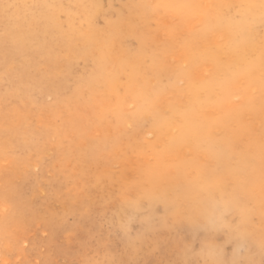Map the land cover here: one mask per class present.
Instances as JSON below:
<instances>
[{
  "label": "rangeland",
  "instance_id": "obj_1",
  "mask_svg": "<svg viewBox=\"0 0 264 264\" xmlns=\"http://www.w3.org/2000/svg\"><path fill=\"white\" fill-rule=\"evenodd\" d=\"M99 1L96 6L89 1L80 6L76 0H0V264H73L83 258L104 259L106 252L137 264L181 258L203 264L202 245L206 250L222 249L223 258L230 259L237 243L230 241V235L235 237L237 231H217L212 218L226 211V219L235 225L250 215L252 222H245L239 233L248 228L255 240L260 238L264 219L258 150L264 105L257 112L246 107L248 99L259 104L261 81L256 71L251 76L244 71L246 59L259 55L264 37L259 9L233 8L229 13L211 7L190 22L185 32L194 34L189 40L203 53L192 67L191 54L182 42L169 47L171 19L137 7L157 0ZM174 1L213 6L260 3L170 0ZM6 3L19 6L10 11V21L4 14ZM181 62L188 63L189 69L180 67ZM137 109L143 111V120L124 118L123 114ZM9 140L14 144H7ZM251 154L254 165L249 163ZM218 164L226 187L194 191L189 198H178L171 185L149 174L150 169L166 167L186 182L196 175V168L210 171ZM132 202L139 206L133 207ZM122 220L130 223L127 233L119 228ZM184 246L191 251L177 255ZM253 251L259 264L264 257L258 247Z\"/></svg>",
  "mask_w": 264,
  "mask_h": 264
},
{
  "label": "snow or ice",
  "instance_id": "obj_2",
  "mask_svg": "<svg viewBox=\"0 0 264 264\" xmlns=\"http://www.w3.org/2000/svg\"><path fill=\"white\" fill-rule=\"evenodd\" d=\"M19 7L14 4H4V14L6 19L9 21L11 17L9 16L10 11L13 8ZM137 7L143 8L152 14H160L166 17H169L172 21V29L169 31V37L171 43L169 44L170 48H174L177 43L182 45L189 50L192 57V67H196L198 62L203 55V53H198L196 48L198 45L196 42L189 40V37L194 35L191 32H185L187 25L196 20L198 17L206 15V9L211 7H219L226 9L227 12H231L233 8L239 9H259L260 19L262 24H264V0H260V3L253 4H228V5H204L199 3H173L170 0H157L155 3H144L137 5ZM213 50L208 49L209 54ZM184 69H189V64L185 63L182 66ZM259 69L260 72V81H261V93L264 95V37L261 38L260 51L259 55L255 58L246 59V67L244 71L251 76L253 71ZM103 88V85L100 86ZM133 86L130 84L129 88ZM140 93H135L139 95ZM135 105H129V108H133ZM143 111L137 109L136 111L123 114L125 119H131L133 121L143 120ZM131 127V124L129 125ZM7 143L14 144V141L9 140ZM259 150V159H260V196L264 200V132L261 133V139L258 144ZM7 154V150H6ZM249 163H255V155L251 154L249 156ZM196 175L193 176L190 180L186 182H180L177 177H174L171 172L166 167H159L157 169H150L149 174L152 175L155 179L159 180L162 183L170 184L173 187L178 198H189L192 193L211 191L216 188L223 189L226 187V183L221 175V167L218 164L215 169L206 170L203 168H196ZM133 207H138L137 202H132ZM4 212H8V208L4 209ZM227 212L221 211L218 215L212 218L211 223L217 231L227 230L229 233L235 229L237 231V236L233 237L230 235V239L237 241L236 247L233 249L230 259H224L222 249L217 251L206 250L207 246L202 245L200 249V255L205 257L203 264H257V261L254 259V247H258L261 253V256L264 257V219L261 221L260 225V238L255 240L252 238V233L245 232L239 233V229L243 226L245 222L251 223L252 218L250 215L247 216V220L242 219L233 225L227 219ZM128 221H121L119 228L121 231L127 233L129 231ZM244 239H247V243L240 242ZM104 248L109 247L108 245L103 246ZM191 249L188 246H184L182 249L177 251V255L181 252L187 256L188 252ZM73 264H137L134 260H118L111 257L107 252L105 253L104 259H92V258H83L79 261H74ZM160 264H198V262H193L188 259H168L162 260ZM259 264H264V258L259 261Z\"/></svg>",
  "mask_w": 264,
  "mask_h": 264
},
{
  "label": "bare ground",
  "instance_id": "obj_3",
  "mask_svg": "<svg viewBox=\"0 0 264 264\" xmlns=\"http://www.w3.org/2000/svg\"><path fill=\"white\" fill-rule=\"evenodd\" d=\"M55 1H56V0H55ZM88 1H89L92 5H94V6L98 5V3L100 2L99 0H76V2H77L78 4H80V6H84L85 3L88 2ZM111 1H112V0H111ZM113 1H114V0H113ZM113 1H112V2H113ZM121 1H122V0H121ZM148 1H149V0H148ZM205 1H206V0H205ZM208 2H209V1H208ZM208 2H207V3H208ZM104 3H106V2H104ZM115 3H116V2H115ZM123 3H124V1H123ZM149 3H150V2H149ZM174 3H175V1H174ZM207 3H206V4H207ZM55 4H57V3H55ZM64 4H65V3H64ZM86 4H87V3H86ZM102 4H103V3H102ZM136 4H137V3H136ZM204 4H205V3H204ZM39 5H40V4H39ZM73 5H74V4H73ZM89 5H90V4H89ZM99 5H100V4H99ZM207 5H209V4H207ZM56 6H57V5H56ZM56 6H55V7H56ZM66 6H67V5H66ZM86 6H87V5H86ZM106 6H107V5H106ZM114 6H115V5H114ZM116 6H117V5H116ZM57 7H59V6H57ZM89 7H91V6H89ZM41 8H42V7H41ZM64 8H65V7H64ZM97 8H99V7H97ZM108 8H109V7H108ZM111 8H112V7H111ZM111 8H110V9H111ZM50 9H51V8H50ZM71 9H72V8H71ZM102 9H104V7H103ZM42 10H43V9H42ZM63 10H64V9H63ZM98 11H100V9H99ZM54 12H55V11H54ZM65 12H66V11H65ZM104 12H106V11H104ZM112 12H113V11H112ZM136 12H137V10H136ZM45 13H46V12H45ZM50 13H51V12H50ZM50 13H49V14H50ZM60 13H61V12H60ZM60 13H59V14H60ZM97 13H98V12H97ZM122 13H123V12H122ZM129 13H130V12H129ZM25 14H26V13H25ZM36 14H38V13H36ZM36 14H35V15H36ZM39 14H40V13H39ZM53 14H54V13H53ZM85 14H86V13H85ZM87 14H88V13H87ZM94 14H95V13H93V16H97V15H94ZM107 14H108V13H107ZM118 14H119V13H118ZM120 14H121V13H120ZM236 14H237V13H236ZM236 14H235V15H236ZM3 15H4V14H3ZM47 15H48V14H47ZM69 15H70V14H69ZM89 15H90V14H89ZM125 15H126V14H125ZM132 15H133V16H136L137 14L134 15V13H133ZM150 15H151V14H150ZM152 15H153V14H152ZM152 15H151V16H152ZM36 16H37V15H36ZM39 16H40V15H39ZM59 16H60V15H59ZM82 16H83V15H81V17H82ZM104 16H105V15H104ZM114 16H115V15H114ZM129 16H130V15H129ZM148 16H149V15H148ZM151 16H150V17H151ZM40 17H41V16H40ZM44 17H45V16H44ZM106 17H107V15H106ZM55 18H56V15H55ZM72 18H73V17H72ZM78 18H80V17H78ZM99 18L102 19V16L99 17ZM114 18H116V17H114ZM133 18H134V17H133ZM2 19H3V18H2ZM4 19H5V18H4ZM61 19H62V18H61ZM74 19H75V18H74ZM76 19H77V18H76ZM95 19H96V17H95ZM104 19H105V18H104ZM129 19H131V18H129ZM168 19H169V18H168ZM202 19H203V18H202ZM224 19H225V18H224ZM47 20H48V19H47ZM55 20H56V19H55ZM65 20H66V19H65ZM68 20H69V19H68ZM105 20H106V19H105ZM116 20H117V19H116ZM126 20H128V19H126ZM126 20H125V21H126ZM7 21H8V20H7ZM16 21H17V20H16ZM36 21H37V19H36ZM41 21H42V20H41ZM58 21H59V20H58ZM90 21H91V20H90ZM110 21H111V20H110ZM133 21H134V20H133ZM195 21H196V20H195ZM5 22H6V21H5ZM47 22H48V21H47ZM59 22H60V21H59ZM64 22H65V21H64ZM88 22H89V21H88ZM126 22H127V21H126ZM126 22H125V23H126ZM139 22H140V21H139ZM141 22H142V21H141ZM165 22H166V21H165ZM165 22H164V23H165ZM191 22H192V21H191ZM198 22H199V21H198ZM0 23H1V22H0ZM6 23H7V22H6ZM43 23H44V22H43ZM98 23H99V22H98ZM125 23H122V24H125ZM142 23H143V22H142ZM169 23H170V22H169ZM169 23H168V24H169ZM193 23H194V22H193ZM2 24H3V22H2ZM22 24H23V23H22ZM22 24L20 25L21 28H22ZM37 24H38V23H37ZM99 24H100V23H99ZM198 24H199V23H198ZM200 24H201V23H200ZM25 25H26V24H25ZM46 25H47V24H46ZM57 25H60V24H57ZM62 25H63V24H62ZM65 25H66V24H65ZM75 25H76V24H75ZM81 25H83V24H81ZM108 25H109V24H108ZM170 25H171V24H170ZM191 25H192V24H191ZM20 26H19V28H20ZM53 26H54V25H53ZM72 26H73V25H72ZM84 26H85V25H84ZM86 26H87V25H86ZM101 26H102V24H101ZM104 26H105V25H104ZM140 26H141V25H140ZM140 26H139V27H140ZM148 26H149V25H148ZM194 26H195V25H194ZM194 26H192V28H193ZM210 26H211V25H210ZM45 27H46V26H45ZM59 27H60V26H59ZM65 27H66V26H65ZM68 27H69V26H68ZM77 27H78V26H77ZM77 27H76V28H77ZM80 27H82V26H80ZM89 27H91V26H89ZM137 27H138V26H137ZM150 27H151V26H150ZM0 28H1V26H0ZM61 28H62V27H61ZM71 28H72V27H71ZM164 28H165V27H164ZM250 28H251V27H250ZM22 29H23V28H22ZM52 29H53V28H52ZM72 29L75 30L74 26H73ZM79 29H80V28H79ZM85 29H86V28H85ZM141 29H142V28H141ZM210 29H211V27H210ZM0 30H1V29H0ZM66 30H67V29H66ZM88 30H89V29H88ZM169 30H170V28H169ZM193 30H194V29H193ZM193 30H192V31H193ZM70 31H71V30H70ZM80 31H81V30H80ZM97 31H98V30H97ZM161 31L163 32V30H161ZM71 32H72V31H71ZM75 32H76V31H75ZM86 32H87V31H86ZM90 32H91V31H90ZM111 32H112V30H111ZM111 32H110V33H111ZM148 32H149V31H148ZM151 32H152V31H151ZM253 32H254V31H253ZM65 33H66V32H65ZM77 33H78V32H77ZM77 33H76V34H77ZM146 33H147V32H146ZM146 33H145V34H146ZM62 34H63V33H62ZM72 34H74V33H72ZM76 34H75V35H76ZM83 34H84V33H83ZM86 34H87V33H86ZM88 34H89V33H88ZM91 34H92V32H91ZM101 34H102V33H101ZM14 35H16V34H14ZM60 35H61V34H60ZM69 35H70V34H69ZM236 35H237V33H236ZM256 35H257V34H256ZM72 36H73V35H72ZM103 36H104V35H103ZM82 37H83V36H82ZM132 37H133V36H132ZM63 38H64V37H63ZM84 38H85V37H84ZM20 39H21V38H20ZM22 39H23V38H22ZM90 39H91V38H90ZM160 39H161V37H160ZM162 39H164V38H162ZM18 40H19V39H18ZM23 40H24V39H23ZM64 40H65V39H64ZM76 40H78V39H76ZM164 40H166V39H164ZM222 40H223V39H222ZM11 41H12V40H11ZM69 41H70V40H69ZM81 41H82V39H81ZM130 41H131V40H130ZM160 41H161V40H160ZM7 42H8V41H7ZM14 42H15V41H14ZM67 42H68V41H67ZM72 42H73V41H72ZM90 42H91V41H90ZM93 42H94V41H93ZM199 42H200V41H199ZM4 43H5V42H4ZM11 43H12V42H11ZM23 43H24V42H23ZM23 43H22V45H23ZM68 43H69V42H68ZM70 43H71V42H70ZM78 43H79V42H78ZM80 43H81V42H80ZM87 43H88V42H87ZM95 43H96V42H95ZM107 43H108V42H107ZM131 43H132V42H131ZM161 43H162V42H161ZM163 43H164V42H163ZM259 43H260V42H259ZM25 44H26V43H25ZM92 44H93V43H92ZM199 44H200V43H199ZM6 45H7V44H6ZM95 45H96V44H95ZM99 45H100V44H99ZM133 45H134V44H133ZM159 45H160V44H159ZM165 45H166V43H165ZM0 46H1V45H0ZM66 46H67V45H66ZM84 46H85V45H84ZM121 46H123V45H121ZM176 46H177V45H176ZM4 47H5V46H4ZM13 47H14V46H13ZM15 47H16V46H15ZM25 47H26V46H25ZM61 47H62V46H61ZM68 47H69V46H68ZM85 47H86V46H85ZM116 47H117V46H116ZM127 47H128V46H127ZM153 47H154V46H153ZM18 48H19V46H18ZM70 48H71V47H70ZM96 48H97V47H96ZM111 48H112V47H111ZM24 49H25V48H24ZM74 49H75V48H74ZM124 49H125V48H124ZM145 49H146V48H145ZM243 49H245V48H243ZM33 50H34V49H33ZM70 50H71V49H70ZM77 50H78V47H77ZM91 50H92V49H91ZM99 50H100V49H99ZM107 50H111V49H107ZM113 50H114V49H113ZM126 50H127V49H126ZM126 50H125V51H126ZM133 50H134V49H133ZM139 50H140V49H139ZM156 50H157V49H156ZM176 50H177V49H176ZM26 51H27V50H26ZM38 51H39V50H38ZM42 51H43V50H42ZM59 51H60V50H59ZM59 51H58V52H59ZM85 51H86V50H85ZM131 51H132V50H131ZM131 51H130V54H131ZM134 51H135V50H134ZM146 51H148V50H146ZM162 51H163V50H162ZM13 52H14V51H13ZM21 52H24V51H21ZM31 52H32V50H31ZM35 52H36V51H35ZM35 52H34V53H35ZM77 52H80V51H77ZM103 52H104V51H103ZM123 52H124V51H123ZM123 52H122V53H123ZM165 52H166V51H165ZM24 53H25V52H24ZM73 53H74V52H73ZM100 53H101V52H100ZM132 53H133V51H132ZM139 53H140V52H139ZM146 53H147V52H146ZM150 53H151V52H150ZM152 53H154V52H152ZM152 53H151V54H152ZM25 54H26V53H25ZM37 54H38V53H37ZM66 54H67V52H66ZM74 54H75V53H74ZM94 54H95V52H94ZM94 54H93V55H94ZM130 54H128V55H130ZM136 54H137V53H136ZM151 54H150V56H151ZM157 54H158V53H157ZM253 54H254V53H253ZM1 55H2V54H1ZM5 55H6V54H5ZM5 55H4V56H5ZM22 55H23V54H22ZM110 55H111V54H110ZM113 55H114V54H112L111 57H112ZM141 55H142V54H141ZM159 55H160V54H159ZM181 55H182V54H181ZM8 56H9V55H8ZM8 56H7V57H8ZM14 56H16V55H14ZM24 56H25V55H24ZM32 56H33V55H32ZM39 56H40V55H39ZM69 56H70V55H69ZM122 56H124V55H122ZM162 56H163V55H162ZM10 57H11V56H10ZM10 57H9V58H10ZM18 57H19V52H18ZM34 57H35V56H34ZM42 57H43V56H42ZM70 57H71V56H70ZM81 57H82V56H81ZM148 57H149V56H148ZM155 57H156V55H155ZM12 58H13V57H12ZM32 58H33V57H32ZM38 58H40V57H38ZM38 58H36V59H38ZM46 58H47V56H46ZM136 58H137V57H136ZM141 58H142V57H141ZM81 59H82V58H81ZM114 59H115V58H114ZM130 59H131V58H130ZM146 59H147V58H146ZM146 59H145V60H146ZM20 60H21V59H20ZM30 60H32V59H30ZM34 60H35V59H34ZM86 60H87V59H86ZM90 60H91V59H90ZM172 60H173V59H172ZM174 60H175V59H174ZM6 61H7V58H6ZM9 61H13V60H9ZM41 61H42V60H41ZM43 61H44V60H43ZM65 61H66V60H65ZM87 61H88V60H87ZM149 61H150V59H149ZM149 61H148V63H149ZM165 61H167V60H165ZM31 62H32V61H31ZM35 62H37V61H35ZM74 62H75V61H74ZM89 62H90V61H89ZM89 62H88V63H89ZM91 62H92V61H91ZM133 62H134V60H133ZM169 62H171V59H169ZM172 62H175V61H172ZM10 63H11V62H10ZM38 63H39V62H38ZM43 63H44V62H43ZM75 63H77V62H75ZM118 63H119V62H118ZM146 63H147V61H146ZM160 63H161V62H160ZM53 64H54V63H53ZM71 64H72V63H71ZM140 64H141V61H140ZM158 64H159V63H158ZM170 64H171V63H170ZM170 64H169V65H170ZM182 64H183V63L181 62V65H182ZM12 65H13V64H12ZM44 65H45V64H44ZM81 65H82V64H81ZM87 65H88V64H87ZM111 65H112V64H111ZM229 65H230V64H229ZM229 65H228V66H229ZM49 66H50V65H49ZM79 66H80V65H79ZM88 66H89V65H88ZM88 66H86V67H88ZM182 66H183V65H182ZM182 66H180V67H182ZM224 66H225V65H224ZM13 67H14V66H13ZM82 67H83V66H82ZM7 68H8V67H6V69H7ZM41 68H43V67H41ZM67 68H68V65H67ZM69 68H70V67H69ZM69 68H68V69H69ZM138 68H139V67H138ZM141 68H142V67H141ZM229 68H230V67H229ZM10 69H11V68H10ZM52 69H53V68H52ZM65 69H66V68H65ZM70 69H71V68H70ZM73 69H74V68H73ZM134 69H135V68H134ZM153 69H154V68H153ZM170 69H172V68H170ZM174 69H175V67H174ZM208 69H209V68H208ZM33 70H34V69H33ZM61 70L63 71V69H61ZM6 71H7V70H6ZM62 71H61V73H62ZM64 71H65V70H64ZM77 71H78V70H77ZM87 71H88V70H87ZM158 71H159V70H158ZM255 71H256V73H259V76L257 77V78L259 79V78H260V72H259V69L257 68V70H254L253 72H255ZM7 72H8V71H7ZM38 72L41 73V71H38ZM74 73H75V72H74ZM76 73H77V72H76ZM76 73H75V74H76ZM171 73H172V72H171ZM171 73H170V74H171ZM5 74H6V72H5ZM53 74H54V73H53ZM58 74H59V73H58ZM89 74H90V73H89ZM125 74H126V72H125ZM160 74H161V73H160ZM170 74H169V75H170ZM71 75H72V73H71ZM82 75H83V74H82ZM142 75H143V74H142ZM1 76H2V75H1ZM39 76H40V75H39ZM39 76H37V77H39ZM55 76H56V75H55ZM62 76H63V75H62ZM87 76H88V75H87ZM144 76H145V75H144ZM72 77H73V75H72ZM35 78H36V77H35ZM57 78H58V77H57ZM69 78H71V77H69ZM171 78H172V77H171ZM257 78L254 77V79H255L256 81L258 80ZM2 79H3V78H2ZM15 79H16V78H15ZM61 79H62V78H61ZM254 79H253V81L256 82ZM9 80H10V79H8V81H9ZM69 80H70V79H69ZM169 80H170V79H169ZM13 81H14V80H13ZM30 81H31V79H30ZM59 81H61V80H59ZM118 81H119V80H118ZM182 81H183V80H182ZM11 82H12V81H11ZM77 82H78V81H77ZM156 82H157V80H156ZM240 82H241V81H240ZM254 82H253V83H254ZM3 83H4V82H3ZM9 83H10V82H9ZM73 83H74V82H73ZM75 83H76V82H75ZM119 83H120V82H119ZM180 83H181V82H180ZM10 84H11V83H10ZM10 84H9V85H10ZM105 84H106V82H105ZM122 84H123V83H122ZM151 84H153V83H151ZM241 84H242V83H241ZM34 85H35V84H34ZM36 85H37V84H36ZM36 85H35V86H36ZM52 85H53V84H52ZM120 85H121V83L119 84V86H120ZM134 85H135V84H134ZM162 85H163V84H162ZM2 86H3V84H2ZM4 86H6V85H4ZM114 86H115V85H114ZM117 86H118V85H117ZM260 86H261V84H260ZM7 87H8V86H7ZM30 87H31V86H30ZM32 87H33V86H32ZM36 87H37V86H36ZM40 87H41V86H40ZM49 87H50V86H49ZM115 87H116V86H115ZM122 87H123V86H122ZM41 88H42V87H41ZM41 88H40V89H41ZM108 88H109V87H108ZM108 88H107V89H108ZM116 88H117V87H116ZM120 88H121V87H120ZM124 88H125V87H124ZM166 88H167V87H166ZM33 89H34V88H33ZM122 89H123V88H122ZM171 89H172V88H171ZM253 89H255V88H253ZM44 90H46V89L44 88ZM173 90H174V89H173ZM173 90H172V91H173ZM250 90H251V89H250ZM2 91H3V90H2ZM32 91H34V90H32ZM38 91H39V89H38ZM47 91H48V90H47ZM52 91H53V90H52ZM66 91H67V90H66ZM107 91H108V90H107ZM123 91H124V90H123ZM147 91H148V90H147ZM30 92H31V91H30ZM53 92H54V91H53ZM204 92H205V91H204ZM216 92H217V91H216ZM253 92H254V91H253ZM255 92H256V91H255ZM7 93H8V92H7ZM39 93H40V92H39ZM39 93H37V94H39ZM47 93H48V92H47ZM120 93H121V92H120ZM148 93H149V92H148ZM259 93H260V95L258 96V98H259V100H258V101H259V104L256 103V105H254V101H255L254 99H251V100L248 99V101L246 102V105H247L246 107H247L248 110H252V111H254V112H257L258 110H260L261 108H263L262 106L264 105V95H262V93H261V87H260V91H259ZM259 93H258V94H259ZM11 94H13V93H11ZM14 94H15V93H14ZM31 94H32V93H31ZM33 94H34V93H33ZM48 94H49V93H48ZM48 94H47V95H48ZM187 94H188V93H187ZM236 94H237V93H236ZM44 95H46V94H44ZM150 95H151V94H150ZM40 96H41V95H40ZM42 96H43V95H42ZM165 96H167V95H165ZM172 96H173V95H172ZM172 96H171V97H172ZM234 96H235V95H234ZM122 97H123V96H122ZM122 97H121V98H122ZM126 97H127V96H126ZM156 97H157V96H156ZM167 97H169V96H167ZM181 97H183V96H181ZM181 97H180V98H181ZM38 98H39V97H38ZM129 98H130V97H129ZM240 98H242V97H240ZM240 98H239V100H240ZM23 99H24V98H23ZM43 99H44V98H43ZM43 99H42V100H43ZM45 99H46V98H45ZM47 99H49V98H47ZM126 99H127V98H126ZM141 99H142V98H141ZM165 99H166V98H165ZM232 99H233V98H232ZM242 99H243V98H242ZM35 100H37V99H35ZM151 100H152V99H151ZM123 101H126V100L123 99ZM149 101H150V100H149ZM228 101H229V100H228ZM231 101H232V100H231ZM241 101H242V100H241ZM21 102H22V101H21ZM37 102H38V101H37ZM135 102H136V101H135ZM137 102H138V101H137ZM161 102H162V101H161ZM232 102H233V101H232ZM38 103H39V102H38ZM129 103H131V102H129ZM20 104H21V103H20ZM151 104H152V103H151ZM151 104H150V105H151ZM185 104H186V100H185ZM257 104H258V105H257ZM6 105H7V104H6ZM7 106H8V105H7ZM23 106H25V105H23ZM107 106H108V105H107ZM71 107H72V106H71ZM109 107H110V106H109ZM3 108H4V107H3ZM7 108H8V107H7ZM29 108H30V107H29ZM111 108H112V107H111ZM34 109H35V108H34ZM51 109H52V108H51ZM69 109H70V108H69ZM130 109H131V108H130ZM132 109H133V108H132ZM253 109H256V110H253ZM7 110H8V109H7ZM45 110H46V109H45ZM55 110L58 111L57 109H55ZM63 110H64V109H63ZM125 110H126V109H125ZM211 110H212V109H211ZM8 111H9V110H8ZM17 111H18V110H17ZM17 111H15V112H17ZM52 111H53V110H52ZM146 111H147V110H146ZM203 111H204V110H203ZM203 111H202V112H203ZM206 111H207V110H206ZM208 111H209V110H208ZM19 112H22V111H19ZM107 112H108V111H107ZM202 112H201V113H202ZM17 113H18V112H17ZM23 113H24V112H23ZM55 113H56V112H55ZM57 113H58V112H57ZM207 113H208V112H207ZM207 113H206V114H207ZM211 113H212V112H211ZM14 114H15V113H14ZM33 114H34V113H33ZM37 114H38V113H37ZM79 114H80V113H79ZM198 114H200V113H198ZM22 115H24V114H22ZM58 115H59V114H58ZM66 115H68V114L66 113ZM201 115H202V114H201ZM36 116H37V115H36ZM100 116H101V115H100ZM108 116H109V115H108ZM202 116H203V115H202ZM27 117H28V116H27ZM38 117H39V116H38ZM45 117H46V116H45ZM193 117H194V116H193ZM207 117H208V116H207ZM245 117H246V116H245ZM250 117H251V116H250ZM250 117H249V118H250ZM201 118H202V117H201ZM233 118H234V117H233ZM38 119H40V118H38ZM44 119H45V118H44ZM47 119H49V118L47 117ZM74 119H75V118H74ZM246 119H248V118H246ZM21 120H22V119H21ZM36 120H37V118L35 119V121H36ZM41 120H42V119H41ZM67 120H68V119H67ZM45 121H46V119H45ZM50 121H51V119H50ZM64 121H65V120H64ZM97 121H98V120H97ZM117 121H119V120H117ZM43 122H44V121H43ZM46 122L49 123V121H46ZM55 122H57V121H55ZM69 122H71V121H69ZM87 122H88V121H87ZM146 122H147V121H146ZM217 122H218V121H217ZM256 122H257V121H256ZM16 123H17V122H16ZM16 123H15V124H16ZM26 123H27V122H26ZM65 123H66V122H65ZM71 123H72V122H71ZM219 123H220V122H219ZM15 124H13V126H14ZM49 124H50V123H49ZM54 124H55V123H54ZM57 124H58V123H57ZM74 124H75V123H74ZM144 124H145V123H144ZM174 124H175V123H174ZM43 125H44V123H43ZM98 125H99V124H98ZM98 125H97V126H98ZM122 125H123V124H122ZM145 125H146V124H145ZM217 125H218V124H217ZM232 125H233V124H232ZM18 126H19V125H18ZM66 126H68V125H66ZM135 126H136V125H135ZM135 126H134V127H135ZM35 127H36V126H35ZM45 127H46V125H45ZM95 127H96V126H95ZM121 127H122V126H121ZM216 127H217V126H216ZM218 127H219V126H218ZM9 128H10V127H8L7 129H9ZM12 128L14 129V127H12ZM38 128H39V127H38ZM93 128H94V126H93ZM16 129H17V127H16ZM35 130H37V129H35ZM89 130H90V129H89ZM13 131H14V130H13ZM91 131H92V130H91ZM110 131H111V130H110ZM136 131H137V130H136ZM172 131H173V130H172ZM7 132H8V131H7ZM7 132H5L4 134H6ZM16 132H17V131H16ZM111 132H112V131H111ZM38 133H39V131H38ZM173 133H174V131H173ZM98 134H100V133H98ZM111 134H112V133H111ZM170 134H171V133H170ZM27 135H28V134H27ZM83 135H84V134H83ZM1 136H2V135H1ZM20 136H21V135H20ZM101 136H103V135H101ZM108 136H109V135H108ZM18 137H19V136H18ZM18 137H17V139H18ZM30 137H31V135H30ZM35 137H36V136H35ZM38 137H39V136H38ZM82 137H83V136H82ZM82 137H81V138H82ZM98 137H99V135H98ZM110 137H111V136H110ZM148 137H149V136H148ZM248 137H249V136H248ZM33 138H34V137H33ZM78 138H80V137H78ZM146 138H147V137H146ZM163 138H164V137H163ZM34 139H35V138H34ZM34 139H33V140H34ZM164 139H165V138H164ZM15 140H16V139H15ZM98 140H100V139H98ZM16 141H17V140H16ZM23 141H24V140H23ZM19 142H20V141H19ZM161 142H162V141H161ZM161 142H160V143H161ZM7 144H8V143H7ZM157 144H158V143H157ZM15 145H16V144H15ZM7 146H8V145H7ZM16 146H17V145H16ZM16 146H15V147H16ZM21 146H22V145H21ZM1 147H2V146H1ZM122 147H123V146H122ZM18 148H19V147H18ZM10 149H11V148H10ZM10 149H9V151H11ZM25 149H26V148H25ZM46 149H47V148H46ZM184 149H187V148H184ZM0 150H1V149H0ZM2 150H3V149H2ZM2 150H1V151H2ZM12 150H13V149H12ZM71 150H72V148H71ZM17 151H18V150H17ZM181 151H182V150H181ZM31 152H32V151H31ZM7 153H8V152H7ZM28 153H30V152H28ZM189 153H190V152H189ZM189 153H188V154H189ZM30 154H31V153H30ZM103 154H105V153H103ZM31 155H32V154H31ZM36 155H37V154H36ZM20 156H21V155H20ZM234 156H235V155H234ZM15 157H16V156H15ZM5 158L7 159L8 157H5ZM9 158H10V157H9ZM117 158H118V156H117ZM226 158H227V157H226ZM11 160H12V159H11ZM80 160H81V159H80ZM91 160H92V159H91ZM9 161H10V160H9ZM124 161H125V160H124ZM131 161H132V160H131ZM133 161H134V160H133ZM133 161H132V163H133ZM25 162H26V161H25ZM37 162H38V161H37ZM112 162H114V161H112ZM115 162H116V161H115ZM188 162H189V161H188ZM0 163H1V162H0ZM21 163H23V162H21ZM117 163H118V162H116V164H117ZM125 163H126V162H125ZM5 164H7V163L5 162ZM5 164H4V166H5ZM11 164H12V163H11ZM18 164H19V163H18ZM23 164H24V163H23ZM110 164H111V163H110ZM112 164H113V163H112ZM112 164H111V165H112ZM253 165H254V164H253ZM4 166H3V167H4ZM96 166H97V165H96ZM255 166H256V165H255ZM21 167H22V165H21ZM34 167L37 168L36 166H34ZM110 167H112V166H110ZM0 168H1V167H0ZM258 168H259V167H258ZM17 169H18V168H17ZM96 169H97V168H96ZM21 170H24V169H21ZM33 170H34V169H33ZM136 170H137V168H136ZM192 170H193V169H192ZM45 171H46V170H45ZM34 172H35V170H34ZM32 173H33V171H32ZM8 174H9V173H8ZM46 174H47V173H46ZM47 175H48V174H47ZM253 175H254V173H253ZM256 175H257V174H256ZM13 177H14V176H13ZM0 180H1V179H0ZM109 180H110V179H109ZM17 181H18V180H17ZM69 181H71V180H69ZM259 181H260V180H259ZM18 182H19V181H18ZM78 182H79V181H78ZM34 183H35V182H34ZM114 184H115V183H114ZM36 185H38V184H36ZM76 185H77V184H76ZM167 185H170V184H167ZM16 186H17V185H16ZM83 186H86V185H83ZM122 186H123V185H122ZM38 187H39V186H38ZM102 187H103V186H102ZM98 188L101 189V187H98ZM35 189H37V188L35 187ZM55 189H56V188H55ZM68 189H69V188H68ZM100 189H99V190H100ZM114 189H115V188H114ZM25 190H26V189H25ZM102 190H103V191L105 190L104 187L102 188ZM64 191H65V190H64ZM92 192H93V191H92ZM95 192H96V191H95ZM101 192H102V191H101ZM90 193H91V192H90ZM42 194H43V193H42ZM100 194H101V193H100ZM103 194L105 195V193H103ZM212 194H213V193H212ZM61 195H62V194H61ZM97 195H99V194L97 193ZM95 196H96V195H95ZM100 197H101V196H100ZM96 199H97V197H96ZM14 200H15V199H14ZM30 200H31V199H30ZM93 200H94V199H93ZM182 200H183V199H182ZM75 201H76V200H75ZM97 201H98V200H97ZM97 201H96V202H97ZM99 201H100V200H99ZM141 201H143V200H141ZM260 201H261V200H260ZM19 202H20V201H19ZM93 202H94V201H93ZM100 202H101V201H100ZM102 202H103V200H102ZM102 202H101V203H102ZM181 202H183V201H181ZM90 203H92V201H90ZM90 203H89V204H90ZM144 203H145V202H144ZM184 203H185V202H184ZM20 204H22V203H20ZM67 204H68V203H67ZM97 204H98V203H97ZM142 204H143V203H142ZM182 204H183V203H182ZM98 205H99V204H98ZM100 205H101V204H100ZM100 205H99V207H102V206H100ZM110 205H113V203L110 204ZM159 205H160V203H159ZM23 206H24V205H23ZM37 206H38V205H37ZM39 206H40V205H39ZM121 206H122V205H121ZM143 206H145V205H143ZM96 207H98V206H96ZM99 207H98V208H99ZM112 208H115V205L112 206ZM218 208H219V206H218ZM22 209H23V207H22ZM24 209H25V208H24ZM26 209H27V208H26ZM141 209H142V208H141ZM64 210H65V209H64ZM114 210H115V209H114ZM122 210H123V209H122ZM263 210H264V209H263ZM98 211H99V210H98ZM157 211H158V210H157ZM159 211H160V210H159ZM252 211H253V209H252ZM107 212H108V211H107ZM70 213H71V212H70ZM133 213H134V211H133ZM139 213H140V212H139ZM145 213H146V212H145ZM136 214H138V213H135V216H136ZM262 214H263V213H262ZM104 215H105V214H104ZM217 215H218V214H217ZM258 215H259V214H258ZM123 216H124V215H123ZM170 216H171V215H170ZM177 216H178V215H177ZM68 217H69V216H68ZM164 217H165V216H164ZM258 217H259V216H258ZM102 218H103V217H102ZM154 218H155V217H154ZM175 218H176V217H175ZM199 218H200V217H199ZM239 218H240V217H239ZM67 219H68V218H67ZM228 219H229V217H228ZM234 219H235V218H234ZM252 219H253V218H252ZM166 220H167V219H166ZM169 220H170V219H169ZM229 220H232V219H229ZM181 221L184 222L182 219H181ZM120 222H121V221H120ZM134 222H135V221H134ZM167 222H168V221H167ZM170 222H171V221H170ZM202 222H203V221H202ZM37 223H38V222H37ZM172 223H173V221H172ZM260 223H261V222H260ZM183 224H184V223H183ZM65 225H66V224H65ZM65 225H64V226H65ZM85 225H87V224H85ZM129 225H130V223H129ZM131 225H132V224H131ZM133 225H134V224H133ZM135 225H136V224H135ZM184 225H185V224H184ZM184 225H183V226H184ZM204 225H205V224H204ZM111 226H112V225H111ZM183 226H182V227H183ZM186 226H187V225H185V227H186ZM193 226H194V225H193ZM205 226H206V225H205ZM259 226H260V225H259ZM259 226H258V228H259ZM7 227H8V226H7ZM24 227H25V226H24ZM36 227H37V226H36ZM177 227H178V226H177ZM179 227H181V226H179ZM182 227H181V228H182ZM213 227H214V226H213ZM213 227H212V228H213ZM136 228H137V226H136ZM186 228H187V227H186ZM206 228H207V226H206ZM212 228H211V229H212ZM256 228H257V227H256ZM164 229H165V228H164ZM177 229H178V228H177ZM179 229H180V228H179ZM184 229H185V228H184ZM202 229H203V228H202ZM213 229H214V228H213ZM245 229H246V228H245ZM0 230H1V229H0ZM181 230H183V229H181ZM249 230H250V229H249ZM78 231H79V230H78ZM201 231H202V230H201ZM241 231H243V230L241 229ZM253 231H254V230H253ZM257 231H259V230H257ZM159 232H160V231H159ZM247 232H248V228H247ZM249 232H252V231L250 230ZM119 233H120V232H119ZM167 233H168V232H167ZM183 233H184V232H183ZM186 233H187V232H186ZM186 233H185V234H186ZM191 233H192V232H191ZM233 233H234V231H233ZM244 233H245V232H244ZM253 233H255V232H253ZM109 234H110V233H109ZM178 234H180V232H179ZM255 234H256V233H255ZM258 234H260V233H258ZM235 235H236V234H235ZM160 236H161V235H160ZM170 236H171V235H170ZM170 236H169V237H170ZM175 236H176V235H175ZM236 236H237V235H236ZM183 237H184V236H183ZM183 237H182V239H183ZM258 237H260V236H258ZM258 237H256V238H258ZM85 238H86V236H85ZM167 238H168V237H167ZM175 238H176V237H175ZM178 238H179V237H178ZM184 238H185V237H184ZM198 238H199V237H198ZM253 238H254V237H253ZM164 239H165V237H164ZM169 239H170V238H169ZM87 240H88V239H87ZM90 240H91V239H90ZM128 240H129V238H128ZM188 240H190V239H188ZM192 240H193V239H192ZM225 240H226V239H225ZM225 240H224V241H225ZM91 241H92V240H91ZM91 241H90V242H91ZM155 241H157V240L155 239ZM167 241H168V239H167ZM195 241H196V240H195ZM226 241H227V240H226ZM226 241H225V242H226ZM230 241H233V240H230ZM244 241H246V240L244 239ZM257 241H258V240H257ZM22 242H23V241H22ZM127 242H128V241H126V243H127ZM130 242H131V241H130ZM132 242H133V241H132ZM134 242H136V241H134ZM147 242H148V239H147ZM187 242H188V241H187ZM192 242H193V241H192ZM216 242H217V241H216ZM246 242H247V241H246ZM118 243H120V242H118ZM124 243H125V242H124ZM124 243L122 242V243H120V244H124ZM136 243H137V242H136ZM145 243H146V242H145ZM150 243H151V241H150ZM157 243H158V241H157ZM159 243H160V242H159ZM159 243H158V246H159ZM180 243H181V242H179V244H180ZM244 243H245V242H244ZM92 244H93V243H92ZM127 244H128V243H127ZM186 244H188V243H186ZM202 244H203V243H202ZM72 245H74V244H71V247H72ZM125 245H126V244H125ZM125 245H124V246H125ZM161 245H162V244H161ZM161 245H160V246H161ZM225 245H226V244H225ZM69 246H70V245H69ZM149 246H150V245H149ZM200 246H201V245H200ZM93 247H94V244H93ZM152 247H153V246H152ZM154 247H155V246H154ZM178 247H179V246H178ZM222 247H223V246H222ZM169 248H170V247H169ZM169 248H168V249H169ZM165 249H166V248H165ZM175 249H176V246H175ZM177 249H178V248H177ZM224 249H225V248H224ZM102 250H103V249H102ZM102 250H100V251H102ZM146 250H147V249H146ZM104 251H106V250H104ZM107 251H108V250H107ZM175 251H176V250H175ZM125 252H126V250H125ZM139 252H140V251H139ZM154 252H155V251H154ZM170 252H171V251H170ZM172 252H173V251H172ZM175 253H177V252H175ZM198 253H199V252H198ZM104 254H105V253H104ZM149 255H150V254H149ZM101 257H102V256H101ZM101 257H100V258H101ZM183 257H184V256H183ZM137 259H138V258H137ZM181 259H182V258H181ZM224 259H225V258H224ZM257 260H258V259H257ZM138 262H139V261H138ZM138 262H137V263H138ZM193 262H194V261H193ZM68 264H69V263H68ZM155 264H156V263H155ZM198 264H199V263H198Z\"/></svg>",
  "mask_w": 264,
  "mask_h": 264
}]
</instances>
